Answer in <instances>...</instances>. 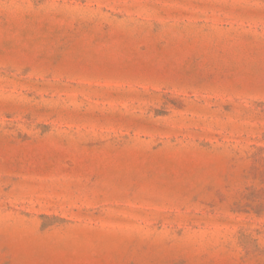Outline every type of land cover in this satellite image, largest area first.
I'll return each instance as SVG.
<instances>
[{
	"label": "rangeland",
	"instance_id": "rangeland-1",
	"mask_svg": "<svg viewBox=\"0 0 264 264\" xmlns=\"http://www.w3.org/2000/svg\"><path fill=\"white\" fill-rule=\"evenodd\" d=\"M0 264H264V0H0Z\"/></svg>",
	"mask_w": 264,
	"mask_h": 264
}]
</instances>
